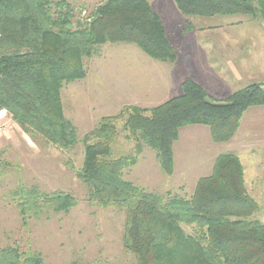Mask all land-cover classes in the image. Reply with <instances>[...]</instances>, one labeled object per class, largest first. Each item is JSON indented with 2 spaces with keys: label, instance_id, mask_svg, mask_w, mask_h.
<instances>
[{
  "label": "trees",
  "instance_id": "16d2710c",
  "mask_svg": "<svg viewBox=\"0 0 264 264\" xmlns=\"http://www.w3.org/2000/svg\"><path fill=\"white\" fill-rule=\"evenodd\" d=\"M173 1L189 17L247 15L264 20L262 0ZM73 12L67 0H0V109H7L23 130L62 149L73 147L77 135L62 113L59 90L63 82L85 75V56L102 44L131 43L154 60L173 62L177 57L148 0H104L91 8L89 21L75 28ZM192 29L186 19L184 30ZM259 105H264V83H250L215 99L186 78L179 95L152 108L126 106L84 134L76 176L89 186L90 204L124 212L122 244L136 264H264V222L255 218L260 207L244 186L243 166L235 153L219 154L211 173L197 180L189 198L171 190H146L123 179L124 170L137 162L144 147L155 150L160 169L171 175L173 143L181 127L206 125L214 142H228L244 111ZM117 118L123 119L134 151L113 157ZM8 166L0 161V178ZM4 198L23 222L43 209L66 212L76 204L70 193H42L22 183ZM182 224L192 226V232L186 233ZM14 253L16 249L0 248V264L41 262L30 256L21 261Z\"/></svg>",
  "mask_w": 264,
  "mask_h": 264
},
{
  "label": "rangeland",
  "instance_id": "374dc122",
  "mask_svg": "<svg viewBox=\"0 0 264 264\" xmlns=\"http://www.w3.org/2000/svg\"><path fill=\"white\" fill-rule=\"evenodd\" d=\"M67 1L74 8L71 27L75 28L79 22L85 24L91 8L104 0ZM262 1L264 3V0ZM151 3L161 13L163 18L161 20L166 24L168 41L174 45L180 43L183 36V42L214 40L212 36L214 30L209 31L212 34L208 36L211 37L201 36L208 26L220 28L231 24L259 27L264 30V20L259 16L255 18L247 15L189 17L177 14L174 16L173 14L177 13L175 10L177 6L173 0H151ZM256 4L260 7L258 2ZM186 19L193 25L192 30H184ZM224 32L228 37L227 30ZM223 35L224 33L218 32L216 40ZM172 44L171 46L175 48ZM102 45H99L94 53L83 58L85 75L80 79L63 82L59 90L62 113L71 121L77 135V142L73 147L58 148L35 132L23 130L13 120L11 113L1 108L9 116L5 117L0 125V161H7L9 166L0 178V248L16 249L17 253L14 255L18 260L23 261L30 256L38 258L40 264H72L76 261L136 264L133 254L122 244L124 212L111 205L90 204L87 199L89 186L76 176L83 159L84 134L101 118L115 117L126 106H137L131 103L132 97L125 93V82H120L119 87L115 88L117 92L115 97L108 95L103 96L104 99L101 96L111 91H103L102 82L98 79L100 68L95 72L91 68L100 61L98 57L107 54ZM126 67L127 64L123 61L121 72L125 70L126 73ZM113 101H122V105L116 113L109 114L113 111L110 105ZM123 123L122 118L115 120L117 135L111 144L113 157L134 151V142L126 138ZM123 179L143 189L161 194L167 189L186 198L192 194L191 187L184 188L176 184V178H169L161 171L155 150L148 147L142 151L133 166L124 170ZM21 183L36 186L42 193L57 190L70 193L76 204L66 212L43 209L40 214L23 222L16 207L4 198L9 191ZM259 207L255 218L264 222V200ZM182 228L189 234L193 229L192 226L185 224H182Z\"/></svg>",
  "mask_w": 264,
  "mask_h": 264
},
{
  "label": "crops",
  "instance_id": "0c3cea01",
  "mask_svg": "<svg viewBox=\"0 0 264 264\" xmlns=\"http://www.w3.org/2000/svg\"><path fill=\"white\" fill-rule=\"evenodd\" d=\"M148 1L163 19L151 0ZM175 10L177 13L174 16L183 15L177 8ZM223 29L229 33L228 37ZM213 30V34L210 33ZM218 32L224 35L216 40ZM263 33L264 30L259 27L231 24L220 28L208 26L201 36L211 37L208 35L212 34L214 40L183 42L182 35L180 43H171L177 50L173 62L154 60L134 44L107 43L102 45L107 54L98 57L100 61L91 69L95 72L100 68L98 79L102 82L103 91H111L101 94L102 97H115V88L120 82H125V93L132 97L131 103L141 108L155 107L179 95L182 81L186 78L200 84L215 99H223L250 83H264ZM123 61L127 64L126 73L125 70L121 72ZM110 105L113 111L109 114H113L119 110L122 101H113ZM224 152H233L238 156L248 194L258 204L263 203L264 105L252 106L244 111L236 133L228 142H214L206 125L181 127L173 143V172L166 176L176 178V184L191 187L193 192L197 180L211 173L215 158Z\"/></svg>",
  "mask_w": 264,
  "mask_h": 264
},
{
  "label": "built area",
  "instance_id": "2783aa9c",
  "mask_svg": "<svg viewBox=\"0 0 264 264\" xmlns=\"http://www.w3.org/2000/svg\"><path fill=\"white\" fill-rule=\"evenodd\" d=\"M83 13H84V12H83ZM86 20L89 21L90 18L87 17ZM8 116H9V114H8L4 109H0V125H1L2 120H4V118H5V117H8ZM3 124H4V122H3ZM0 127H1V126H0Z\"/></svg>",
  "mask_w": 264,
  "mask_h": 264
}]
</instances>
